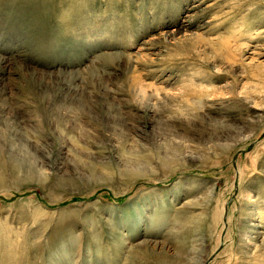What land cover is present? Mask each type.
<instances>
[{
	"label": "rangeland",
	"instance_id": "374dc122",
	"mask_svg": "<svg viewBox=\"0 0 264 264\" xmlns=\"http://www.w3.org/2000/svg\"><path fill=\"white\" fill-rule=\"evenodd\" d=\"M200 257L264 264V0H0V264Z\"/></svg>",
	"mask_w": 264,
	"mask_h": 264
},
{
	"label": "bare ground",
	"instance_id": "6f19581e",
	"mask_svg": "<svg viewBox=\"0 0 264 264\" xmlns=\"http://www.w3.org/2000/svg\"><path fill=\"white\" fill-rule=\"evenodd\" d=\"M135 176H137V175H135ZM253 201H256V198H250V202H253ZM258 202V201H257ZM256 212V211H255ZM246 215V214H245ZM261 215V214H260ZM259 223L257 222V221H252V222H249V228H248V230L250 231V233H253V232H259ZM197 235V234H196ZM195 235V236H196ZM249 236V235H248ZM247 236V237H248ZM197 239H201V237H197ZM195 245V244H194ZM196 246V245H195ZM192 251H193V249H192ZM196 264H203V258L202 257H200L199 258V260L196 262Z\"/></svg>",
	"mask_w": 264,
	"mask_h": 264
}]
</instances>
